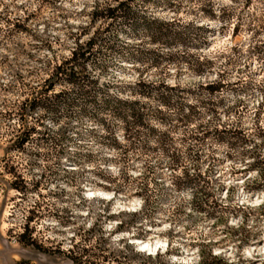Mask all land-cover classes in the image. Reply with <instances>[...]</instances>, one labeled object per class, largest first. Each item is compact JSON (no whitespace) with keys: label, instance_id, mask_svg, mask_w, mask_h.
<instances>
[{"label":"rangeland","instance_id":"374dc122","mask_svg":"<svg viewBox=\"0 0 264 264\" xmlns=\"http://www.w3.org/2000/svg\"><path fill=\"white\" fill-rule=\"evenodd\" d=\"M98 1L0 0V264H264V0H136L196 26L160 49ZM98 32L86 71L163 111L130 138L50 80Z\"/></svg>","mask_w":264,"mask_h":264},{"label":"trees","instance_id":"16d2710c","mask_svg":"<svg viewBox=\"0 0 264 264\" xmlns=\"http://www.w3.org/2000/svg\"><path fill=\"white\" fill-rule=\"evenodd\" d=\"M115 1L117 2L116 5L111 1L96 2L93 11L90 13L92 16L91 21L95 22L97 19L105 18L124 24L132 33H137L141 30L152 43H158L159 49L174 47L178 44V41H186L184 34L189 29L196 28L194 22H190L183 27L180 23H176V20H161L153 15H147L145 11L133 7L136 0ZM146 1L149 0H142V3ZM157 1L155 0V2ZM102 42L106 41L104 37L100 38L99 32L87 42L80 43L76 41V48L72 51V57L65 62L63 70H61V66L57 69L50 80L69 81L72 86V90L69 92V114L77 113L80 116L92 118H98L101 115L99 121L107 129L110 128V119L119 120L130 138L136 133V129L144 124L146 115H149L150 112L163 114V111L162 108L156 111L150 109L146 102L122 97L119 93L120 91L113 90L114 83H101V81H98L100 75H92L86 71L87 62L93 54L92 52ZM132 47L133 44L127 41L122 45L113 41L107 49L111 52L120 53L122 50H129ZM106 67L103 62L101 65L102 71L106 70ZM139 84L149 85L145 81H140ZM211 88V90H216L213 87ZM154 98L168 108L175 107V105L170 103L171 96L168 95L167 90L157 92ZM60 102L62 101L57 103L59 104ZM51 103L58 105L55 101ZM176 108L179 111L181 109L178 106ZM210 111L215 112L214 109H210ZM152 116L155 115L152 114ZM109 117L111 118L109 119ZM192 181L191 179L188 182Z\"/></svg>","mask_w":264,"mask_h":264},{"label":"bare ground","instance_id":"6f19581e","mask_svg":"<svg viewBox=\"0 0 264 264\" xmlns=\"http://www.w3.org/2000/svg\"><path fill=\"white\" fill-rule=\"evenodd\" d=\"M135 243L139 245V247L142 251H146V252L148 251L149 252V251H153V249H154L153 245L149 241L136 240ZM251 251H253V250L251 249Z\"/></svg>","mask_w":264,"mask_h":264}]
</instances>
